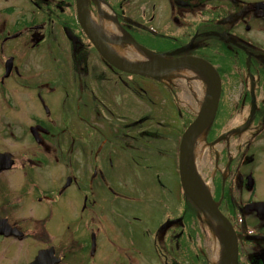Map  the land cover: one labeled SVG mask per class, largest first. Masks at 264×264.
<instances>
[{"label":"flooded vegetation","instance_id":"obj_1","mask_svg":"<svg viewBox=\"0 0 264 264\" xmlns=\"http://www.w3.org/2000/svg\"><path fill=\"white\" fill-rule=\"evenodd\" d=\"M103 2L125 35L112 40L114 46L133 59V48L142 46L168 58L206 60L221 82L216 121H222L219 114L229 116L224 124L247 115L253 132L225 160L228 175L214 188L221 196L212 198L235 232L236 264H264V197L259 171L253 172L264 153V140L253 144L264 137V0ZM98 6L85 0L87 18L118 58L98 32ZM82 23L78 0H0V93L12 110L2 128L10 138L0 153L13 161L0 171V194L23 193L33 215L23 224L0 211V219L23 233L0 235V241L30 240L22 264L39 255L40 264H218L216 252L212 259L202 246L203 215L182 191L178 145L174 160L184 203L175 215L168 208L173 152L166 96L176 86L166 76L130 73L108 62ZM174 106L182 130L188 113L175 99ZM231 189L240 195L248 189L246 198L230 196Z\"/></svg>","mask_w":264,"mask_h":264},{"label":"rangeland","instance_id":"obj_2","mask_svg":"<svg viewBox=\"0 0 264 264\" xmlns=\"http://www.w3.org/2000/svg\"><path fill=\"white\" fill-rule=\"evenodd\" d=\"M16 42H20V38L14 40ZM124 54L127 53V51H124V49L118 47ZM2 65V64H1ZM192 68H198L200 71L203 69L196 66H190ZM204 71V70H203ZM168 75H170L168 78ZM163 80L166 81L171 86L174 87V90H168L167 93V100H168V142H170L169 148L172 150L173 155L168 154V190H170V194H168V208L172 210L171 214L175 215L179 213V210L182 207V203H184L183 200L180 199L178 193H179V184H178V178H177V172H176V162L174 160L175 155V148L177 146L178 137L181 132V119L177 117L178 109H172L174 106V99L177 100L180 107L184 109L186 113H188V119L190 120L193 116V114L197 113L201 107V103L198 100L195 91L198 90L196 83L194 82L193 78H189L188 81L184 78L174 75V74H168ZM235 90V91H234ZM229 92L228 95L231 96V101H234V94L236 93V89ZM171 109V110H170ZM177 112V113H176ZM179 114V113H178ZM12 110L10 105L6 101V96L4 94L0 93V148L7 147V141L10 137L8 135L6 136V132L4 133L2 131L3 126L6 122H8L11 119ZM217 116V115H216ZM182 119H186L185 115H181ZM222 121L216 128L214 134L210 133V128L206 127L202 133L203 137H205V140H202V143L199 148V152L197 155V165H198V172L200 178L203 180V182L208 183L210 186V193L213 196L214 193H216V197L218 199L221 196V193L215 190L214 188H217L221 183H224V177L228 175V165L225 164L226 159H231L236 151L238 146L250 138V134L253 132V130L246 128V119L247 115L245 114H235L230 119L227 120L226 124H224V121H226V117H229L227 115L223 116ZM4 124V125H3ZM244 126L240 131L237 132L236 135L232 134V131L240 128L241 126ZM220 134L221 136L225 137L221 139L220 141L214 143H208V141L211 140L212 137ZM264 140V137L262 138H256L253 142L254 145L261 144ZM253 146V145H252ZM227 150V158H224V160H221V157L223 155V150ZM235 160L233 164L231 165V172L233 174L238 172V162ZM245 161V159H244ZM247 163V161H246ZM256 167L254 168L253 172L259 171L257 173V187L261 189L260 195L264 197V153H258L257 155V163H255ZM246 169V168H245ZM216 171V174L214 172ZM223 177V179H222ZM235 191L231 189V192L229 193L230 196L234 195ZM248 193V189H244L243 193L237 191L235 194L237 197H241L242 200L246 198V195ZM6 199H3V196ZM7 201V202H6ZM0 202H3V206H0V211H5L10 215L14 217V219L18 220H24L22 222L23 224L27 223V219L33 217L32 215V204H25V198L23 193H16V192H10L9 194H0ZM181 206V207H180ZM183 208V207H182ZM190 212H194L193 209H190ZM192 215H189L186 217L188 221L191 220ZM204 221V228H205V235L206 240L203 241V245L205 246V249L207 250L208 256L212 259L214 258L213 252H215V248L217 247L218 240L217 235L214 229V226L209 221L208 217L206 215L203 216ZM216 225V224H215ZM195 229L192 230L193 237L196 234ZM30 240H26L23 242L12 240H6V241H0V264H22L25 259L24 250L27 246V242ZM246 246L243 247L245 250ZM8 250L11 252L8 253ZM190 251H194L195 253L199 254L201 256V252L199 249H196L192 245L189 247ZM193 254V253H192ZM192 258H198L196 255Z\"/></svg>","mask_w":264,"mask_h":264},{"label":"water","instance_id":"obj_3","mask_svg":"<svg viewBox=\"0 0 264 264\" xmlns=\"http://www.w3.org/2000/svg\"><path fill=\"white\" fill-rule=\"evenodd\" d=\"M80 12L83 15V27L89 35L90 39L102 54V56L114 66L130 73H139L147 76H158L164 72L179 66L198 65L203 67L210 77V91L202 104L201 109L197 113L194 120L187 126L181 135L179 144V156H178V171L179 180L184 193L210 218H212L224 232L226 236V257L223 264H236L237 259V240L235 232L229 223V221L218 210L217 205L212 201L210 197H206L198 193L188 182L186 176V163L189 154L190 146L198 133L202 132L210 123L214 116L221 90L220 77L214 67L207 61L197 57H178L168 58L164 55H154L155 60H151L148 63H138L137 65L124 63L114 54L110 52L108 47L97 37L96 31H94L90 24L85 7V0H78ZM184 48L176 50V53L183 51ZM0 153V170L8 169L13 164V161L8 159V156ZM251 206H254L252 204ZM0 235L10 236L18 235L22 236L23 233L11 228L6 219H0ZM42 255L36 257V259L30 264H40Z\"/></svg>","mask_w":264,"mask_h":264},{"label":"bare ground","instance_id":"obj_4","mask_svg":"<svg viewBox=\"0 0 264 264\" xmlns=\"http://www.w3.org/2000/svg\"><path fill=\"white\" fill-rule=\"evenodd\" d=\"M98 4V12L100 17V22L97 24L98 32L108 44L111 43V48H113L114 52L121 60L127 62L148 63L151 60L156 59V57L151 53L136 47L133 48V52L136 54V58L133 59V56L124 54L120 49H118V47L114 46V43L111 41L123 39L125 35L118 27L115 26L111 11L104 4L103 0H98ZM165 74L178 75L187 81L189 78H193L198 88V90L195 91V94L201 104L209 94L210 77L203 70L200 71L198 68H192L190 66H181L172 69ZM203 138V133H198L190 146L186 163V176L190 185L198 193L205 195L206 197H210V186L208 183L203 182V180L200 178L197 165V155ZM208 219L215 228L218 240L217 247L215 248V258L218 264H223L226 257V237L220 227L215 225V221L210 217H208Z\"/></svg>","mask_w":264,"mask_h":264},{"label":"trees","instance_id":"obj_5","mask_svg":"<svg viewBox=\"0 0 264 264\" xmlns=\"http://www.w3.org/2000/svg\"><path fill=\"white\" fill-rule=\"evenodd\" d=\"M224 116V115H223ZM223 116H221V114H219L220 120H222ZM218 117H215L212 125L210 126V133L214 134L216 128L218 127V125L220 124V121H216ZM215 137V136H214ZM213 138V137H212Z\"/></svg>","mask_w":264,"mask_h":264}]
</instances>
